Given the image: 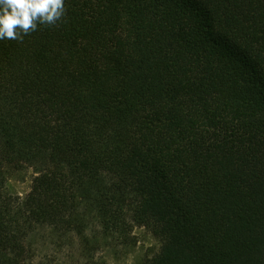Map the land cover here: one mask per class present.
<instances>
[{"label":"trees","instance_id":"1","mask_svg":"<svg viewBox=\"0 0 264 264\" xmlns=\"http://www.w3.org/2000/svg\"><path fill=\"white\" fill-rule=\"evenodd\" d=\"M64 3L0 40V264H108L135 227L138 264H264V0Z\"/></svg>","mask_w":264,"mask_h":264},{"label":"clouds","instance_id":"2","mask_svg":"<svg viewBox=\"0 0 264 264\" xmlns=\"http://www.w3.org/2000/svg\"><path fill=\"white\" fill-rule=\"evenodd\" d=\"M64 0H0V40H23L38 24L55 25L65 14Z\"/></svg>","mask_w":264,"mask_h":264},{"label":"rangeland","instance_id":"3","mask_svg":"<svg viewBox=\"0 0 264 264\" xmlns=\"http://www.w3.org/2000/svg\"><path fill=\"white\" fill-rule=\"evenodd\" d=\"M31 171L23 173L14 177L11 180L13 191L25 193L31 182ZM134 235L136 244L126 253L108 256V264H138L143 256L152 253L159 248V242L155 236L147 229L142 227H135Z\"/></svg>","mask_w":264,"mask_h":264}]
</instances>
